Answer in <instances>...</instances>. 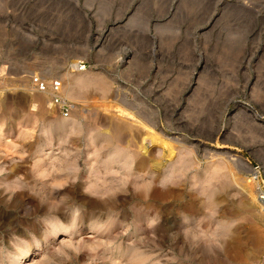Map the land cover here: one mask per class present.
Returning <instances> with one entry per match:
<instances>
[{
    "label": "rangeland",
    "instance_id": "obj_1",
    "mask_svg": "<svg viewBox=\"0 0 264 264\" xmlns=\"http://www.w3.org/2000/svg\"><path fill=\"white\" fill-rule=\"evenodd\" d=\"M252 163L264 0H0V264H264Z\"/></svg>",
    "mask_w": 264,
    "mask_h": 264
},
{
    "label": "built area",
    "instance_id": "obj_2",
    "mask_svg": "<svg viewBox=\"0 0 264 264\" xmlns=\"http://www.w3.org/2000/svg\"><path fill=\"white\" fill-rule=\"evenodd\" d=\"M74 65V66H73ZM87 63L84 60L76 64H71L73 70L84 71L87 69ZM33 89L38 93H44L49 96L50 103L55 107L63 117L70 116V102L64 97V82L62 76L48 77L37 72L29 75ZM250 175L256 184L258 200L264 206V180L261 178V169L259 164L252 163L250 166Z\"/></svg>",
    "mask_w": 264,
    "mask_h": 264
},
{
    "label": "bare ground",
    "instance_id": "obj_3",
    "mask_svg": "<svg viewBox=\"0 0 264 264\" xmlns=\"http://www.w3.org/2000/svg\"><path fill=\"white\" fill-rule=\"evenodd\" d=\"M74 64H76V63H74ZM74 66V65H73ZM2 97V96H1ZM64 97H65V94H64ZM126 127H127V125H126ZM128 132V131H127ZM153 137V136H152ZM153 139V138H152ZM160 143V142H159ZM112 145V144H111ZM144 149V148H143ZM96 173V172H95ZM56 180H58V179H56ZM58 182V181H57ZM105 184V183H104ZM113 190V189H112ZM99 194V193H98ZM52 204V203H51ZM53 205H56V204H53ZM59 205V204H58ZM56 207V206H55ZM56 210V209H55ZM60 211V210H59ZM50 212V211H49ZM54 212V211H53ZM82 221V220H81ZM62 230V229H61ZM68 230V229H67ZM60 231V230H59ZM57 231V232H54V234L55 235H57V234H59V233H62V231ZM55 239V238H54Z\"/></svg>",
    "mask_w": 264,
    "mask_h": 264
}]
</instances>
